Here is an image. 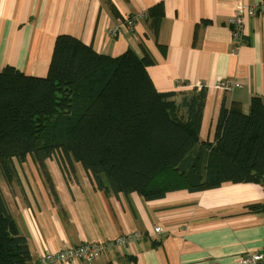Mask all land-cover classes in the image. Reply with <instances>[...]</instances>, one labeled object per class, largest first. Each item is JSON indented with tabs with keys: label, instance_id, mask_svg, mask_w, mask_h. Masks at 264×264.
Instances as JSON below:
<instances>
[{
	"label": "crops",
	"instance_id": "obj_1",
	"mask_svg": "<svg viewBox=\"0 0 264 264\" xmlns=\"http://www.w3.org/2000/svg\"><path fill=\"white\" fill-rule=\"evenodd\" d=\"M262 1L0 0V72L10 66L46 77L60 35L107 56L148 53L154 61L148 73L160 93L207 90L199 137L213 143L223 103L248 114L252 99L264 98V13L245 20L237 49L231 24L238 7ZM159 6L164 15L156 35L149 13ZM221 80L233 89H217ZM13 164L10 177L0 168V193L27 239L31 264L47 253L131 233L140 238L94 262L63 264H238L248 253L262 255L257 264H264V209H252L264 207L260 184L177 189L149 201L99 190L79 163L61 167L55 158L40 164L27 156Z\"/></svg>",
	"mask_w": 264,
	"mask_h": 264
},
{
	"label": "trees",
	"instance_id": "obj_2",
	"mask_svg": "<svg viewBox=\"0 0 264 264\" xmlns=\"http://www.w3.org/2000/svg\"><path fill=\"white\" fill-rule=\"evenodd\" d=\"M163 15L161 6L149 13L156 35ZM153 64L148 53L107 56L60 35L46 77L6 67L0 72L4 175L12 176L13 160L34 156L40 164L79 163L99 190L149 201L225 183L264 187V98L254 97L248 114L223 103L214 142L200 143L207 90L160 93L148 73ZM0 264H31L27 239L1 193Z\"/></svg>",
	"mask_w": 264,
	"mask_h": 264
},
{
	"label": "built area",
	"instance_id": "obj_3",
	"mask_svg": "<svg viewBox=\"0 0 264 264\" xmlns=\"http://www.w3.org/2000/svg\"><path fill=\"white\" fill-rule=\"evenodd\" d=\"M264 13V1L253 6L242 5L238 7L236 16L232 19V31L236 49L244 43L243 25L248 18ZM126 26L133 29L134 20H128ZM114 36L118 35L116 30L111 31ZM234 84L226 80H221L216 84V88L224 91L233 89ZM161 228L157 227L155 233H160ZM140 238L138 233H131L119 236L112 243H84L77 247H68L61 249L56 253H47L42 255L36 264H63L66 262L82 261L86 263L94 262L97 258L105 254L109 249L120 248L130 242ZM263 259V256L257 253H248L238 257V264H257Z\"/></svg>",
	"mask_w": 264,
	"mask_h": 264
}]
</instances>
